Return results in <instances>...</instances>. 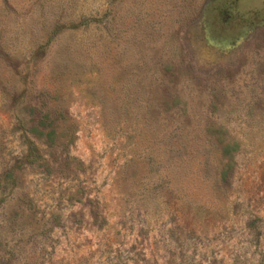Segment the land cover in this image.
Masks as SVG:
<instances>
[{
  "label": "rangeland",
  "instance_id": "374dc122",
  "mask_svg": "<svg viewBox=\"0 0 264 264\" xmlns=\"http://www.w3.org/2000/svg\"><path fill=\"white\" fill-rule=\"evenodd\" d=\"M0 264H264V0H0Z\"/></svg>",
  "mask_w": 264,
  "mask_h": 264
},
{
  "label": "trees",
  "instance_id": "16d2710c",
  "mask_svg": "<svg viewBox=\"0 0 264 264\" xmlns=\"http://www.w3.org/2000/svg\"><path fill=\"white\" fill-rule=\"evenodd\" d=\"M88 23H89V22H87V21H85V22H81V25H82V26H85V25H87ZM52 135H53V131L50 130V131L46 134V137L49 138V137H51ZM229 150H230V147H229L228 144H225L224 146L221 147V151H222L223 154H227Z\"/></svg>",
  "mask_w": 264,
  "mask_h": 264
}]
</instances>
